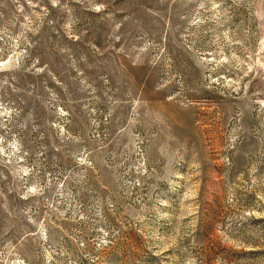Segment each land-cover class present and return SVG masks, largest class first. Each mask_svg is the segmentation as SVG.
Listing matches in <instances>:
<instances>
[{"label": "rangeland", "instance_id": "obj_1", "mask_svg": "<svg viewBox=\"0 0 264 264\" xmlns=\"http://www.w3.org/2000/svg\"><path fill=\"white\" fill-rule=\"evenodd\" d=\"M0 264H264V0H0Z\"/></svg>", "mask_w": 264, "mask_h": 264}]
</instances>
